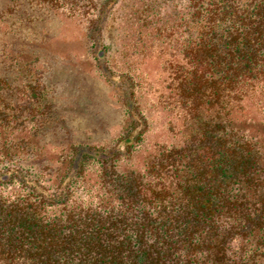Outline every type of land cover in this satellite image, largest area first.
Returning <instances> with one entry per match:
<instances>
[{
	"label": "trees",
	"instance_id": "trees-1",
	"mask_svg": "<svg viewBox=\"0 0 264 264\" xmlns=\"http://www.w3.org/2000/svg\"><path fill=\"white\" fill-rule=\"evenodd\" d=\"M121 2L0 0L7 33L80 26L124 109L110 144L49 153L55 60L40 38L0 48V264H264V0H135V20L172 45L168 141L134 166L147 119L103 40Z\"/></svg>",
	"mask_w": 264,
	"mask_h": 264
},
{
	"label": "rangeland",
	"instance_id": "rangeland-1",
	"mask_svg": "<svg viewBox=\"0 0 264 264\" xmlns=\"http://www.w3.org/2000/svg\"><path fill=\"white\" fill-rule=\"evenodd\" d=\"M135 4V0H122L110 15L103 37L110 70L129 79L136 104L147 119V131L131 160L133 166L155 144L168 141L164 70L172 45L164 34L144 29L141 20H135L132 15ZM34 26L24 25L9 33L7 28L6 31L0 28V48L40 38L45 45L41 52L44 60H55L46 74L56 84L54 96L61 128L46 132L44 148L55 153L68 143L110 144L124 122L122 92L98 71L82 28L63 17Z\"/></svg>",
	"mask_w": 264,
	"mask_h": 264
}]
</instances>
